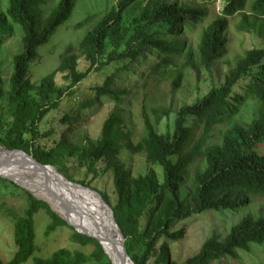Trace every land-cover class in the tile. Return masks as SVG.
Wrapping results in <instances>:
<instances>
[{
	"label": "trees",
	"instance_id": "trees-1",
	"mask_svg": "<svg viewBox=\"0 0 264 264\" xmlns=\"http://www.w3.org/2000/svg\"><path fill=\"white\" fill-rule=\"evenodd\" d=\"M76 1L59 0L48 17L42 19L40 7L46 4V0H8L5 13L0 15V34L6 31V21L9 20L20 28L23 46L22 53L13 57L7 91L3 89L0 76V101L5 99L14 106L10 123L5 124L0 117V128L4 132L0 146L9 151L22 150L38 163L53 167L58 166L64 153L77 156L86 173L96 175L97 163L100 160L110 163L112 155L125 147L127 139L123 108L130 100L133 89L122 85L118 78L140 81L142 75L134 73L136 71L131 66L135 59L142 57L143 52H150L143 61L147 64V77H155L162 72L173 78L172 91L180 89L184 75L179 71L172 74L169 67L173 59L184 51L185 43L180 38L191 30V25H197L205 14L158 0H119L117 6L79 43L80 52L88 63L84 72L77 69L78 56L73 54L72 47H68L53 73L38 83L30 84L29 67L38 57V48L46 45L57 28L70 18ZM221 1L220 17L209 24L199 37L198 64L205 68L226 54L224 32L229 18H241L242 23L246 24L244 30L248 31L252 25L248 24L247 14L264 17V0ZM132 7L140 12L131 23L125 24L126 15ZM150 28L162 30L149 31ZM2 45L3 40H0V49ZM107 46L109 53L105 51ZM183 55L186 60L184 67H191L199 75L191 51L187 50ZM114 62L119 65L117 70L106 75L102 85L93 89L100 101L113 104L112 111L102 124L96 146L70 149L62 139L56 148L47 151L35 148L39 124L43 119L50 112L58 110L64 100L73 98L75 87L92 72L103 73L104 68ZM57 73H66L65 78L69 83L64 89L55 84ZM118 82L121 85H116ZM249 100L257 101L262 108L258 117L246 122L237 117L247 107ZM93 105V98L83 99L68 113H63L58 123L65 130L75 127L78 113L92 112ZM152 114L159 122L160 114L167 115L168 112L152 110ZM141 116L144 136L133 151L144 154L150 165L159 166L162 179L159 180L153 169L132 179L122 166H115V201L112 203L106 194L98 193L112 209L125 239L126 252L134 264H145L149 257L153 258L152 264H177L170 260L168 242L183 238V228L174 230L179 221L204 212L236 214L248 205L245 196L264 194V47L246 51L235 61L221 86L212 88L194 104L181 107L176 113L172 133L158 134L145 107H142ZM189 118L193 121L190 126L186 124ZM197 127L201 129V134L194 138ZM218 128L221 131L218 141L203 150ZM198 158L203 160V169L189 179L186 172ZM57 171L68 180H73L64 166ZM1 181L25 192L27 204L21 213L6 209L5 216L13 223L16 250L9 261H0V264H26L31 258L33 264H111L96 240L76 231H73L71 240L83 246L93 245L91 254L61 249L49 258L34 257L35 217L38 214L44 213L48 218L47 236L62 227L74 229L46 202L36 199L12 182ZM78 184L89 187L84 182ZM142 219H145L144 225L141 224ZM160 240L157 248L156 243ZM262 244L264 216L247 214L222 241L211 236L196 255L182 264H212L224 258L235 259L238 251L249 252L251 245Z\"/></svg>",
	"mask_w": 264,
	"mask_h": 264
},
{
	"label": "rangeland",
	"instance_id": "rangeland-1",
	"mask_svg": "<svg viewBox=\"0 0 264 264\" xmlns=\"http://www.w3.org/2000/svg\"><path fill=\"white\" fill-rule=\"evenodd\" d=\"M119 0H78L75 3L70 18L57 28L49 42L38 48L37 59L30 64L28 79L30 84L38 83L44 77L53 73L60 64V57L68 47L74 49L73 54L78 56L77 69L84 72L88 67L83 55L79 49V43L84 36L91 31L103 17L117 6ZM147 1V0H145ZM162 3L173 4L181 9H193L205 14L197 25H191L192 28L186 32L181 39L185 43L184 52L190 50L193 55V61L198 65L199 75L191 67L185 66V57L180 54L173 59V64L169 67L172 74L179 71L184 77L181 88L172 91V77L166 74L147 77L144 60L151 54L143 52L142 57L133 61L131 66L134 73L142 75L140 81L127 77H119L118 80L124 86L133 89L130 93V100L123 108L125 116V132L127 139L124 148L112 155L110 163L106 160H100L96 165L97 174L86 173L85 167L80 163L77 156L63 154L59 159V169L64 166L67 173L72 176L74 183L84 182L89 188L106 194L110 201H115V189L113 185V169L115 166H122L123 170L129 172L130 178L145 175L149 169H153L159 180L162 179V170L159 166H152L145 160V155L133 151V147L143 138V118L142 107L146 108L158 134L166 135L172 133L174 129V120L176 113L183 106L194 104L198 99L205 96L212 88L223 84L225 75L233 68L235 61L241 58L244 53L252 48L264 47V17L256 18L248 15V24L251 28L245 29L246 24L242 23L241 18L233 17L227 20L224 36L227 40L226 54L219 61L213 62L209 68L200 66L197 47L201 32L213 21L220 17L222 7L221 0H158ZM8 0H0V15H3L7 9ZM59 0H46V4L40 7L42 19L50 14ZM140 12L137 8H131L126 15L125 24L131 23V20ZM191 24V23H190ZM162 30L161 28H150L149 31ZM8 31V32H6ZM6 31L0 34V40L3 45L0 49V76L3 82V89L7 91L9 79L12 74L13 57L21 54L23 46L21 42L22 33L19 27L6 21ZM181 32V31H179ZM181 34V33H180ZM110 52L109 46L105 50ZM151 64V62H149ZM117 63H112L104 68L103 73L92 72L87 79L75 87V96L64 100L58 110L50 112L39 124V136L34 143L35 148L50 150L56 148L58 143L64 139V143L70 149L85 148L96 146L101 131L102 124L113 109V104L109 101H100L93 90L96 86L102 85L106 75L115 72L118 68ZM66 73H57L55 84L64 89L68 85L65 78ZM130 79V80H129ZM144 84V85H143ZM116 85H121L119 82ZM142 86H145L142 88ZM132 95V96H131ZM86 98L94 99L92 112L80 111L78 121L75 127L65 130V127L58 123L63 113H68L71 108ZM13 105H9L5 99L0 101V117L5 124L11 122ZM262 106L255 100H249L247 107L241 110L239 117L242 121H250L258 117ZM152 110H161L168 112L167 115L160 114V121L157 122ZM192 118H189L187 125L192 124ZM220 128L215 131L214 138L209 141L203 150L212 146L219 139ZM201 129L196 128L194 138H198ZM4 135L0 128V138ZM26 138H30L26 136ZM109 165V166H108ZM203 169V160L198 158L187 170V177L192 179L194 174ZM1 180L8 179L1 178ZM0 180V261L5 263L9 261L16 248L13 240V223L9 217L5 216L7 208L14 209L20 213L25 209L27 201L26 194L23 191L10 187L6 182ZM13 183V182H12ZM14 184V183H13ZM17 186V185H16ZM20 188V187H19ZM28 192L25 189H22ZM30 193V192H28ZM91 193V192H90ZM87 193L94 197L100 204L98 196L93 193ZM31 194V193H30ZM32 195V194H31ZM248 205L242 208L236 214L219 215L213 212H204L188 220L177 223L174 230L184 229L183 238L169 243L170 260L177 264H182L186 259L196 255L202 244L211 236L218 237L221 241L229 233V230L238 224L241 218L247 214L252 216H264V194H251L245 196ZM53 211V210H52ZM55 212V211H53ZM56 213V212H55ZM57 214V213H56ZM61 218V217H60ZM62 219V218H61ZM64 220V219H63ZM65 221V220H64ZM67 222V221H66ZM68 223V222H67ZM145 219L141 220L144 225ZM48 218L44 213L35 217V245L34 257L49 258L53 253L61 249L70 252H81L89 255L94 250L91 244L80 245L71 240L73 231L76 229L69 223L74 230L62 227L50 235H45ZM160 241L156 243L158 248ZM153 258L149 257L145 264H152ZM26 264H33L32 258ZM95 264V263H90ZM212 264H264V244L251 245L249 252L238 251L236 258H224Z\"/></svg>",
	"mask_w": 264,
	"mask_h": 264
},
{
	"label": "bare ground",
	"instance_id": "bare-ground-1",
	"mask_svg": "<svg viewBox=\"0 0 264 264\" xmlns=\"http://www.w3.org/2000/svg\"><path fill=\"white\" fill-rule=\"evenodd\" d=\"M0 176L48 203L76 231L97 238L111 263L121 264L117 248L120 236L109 209L79 186L64 181L56 169L41 168L24 154L0 148Z\"/></svg>",
	"mask_w": 264,
	"mask_h": 264
},
{
	"label": "water",
	"instance_id": "water-1",
	"mask_svg": "<svg viewBox=\"0 0 264 264\" xmlns=\"http://www.w3.org/2000/svg\"><path fill=\"white\" fill-rule=\"evenodd\" d=\"M0 148H2L3 150H5L6 152H8V153H21V154H24V155H26V156H28L29 158H31L39 167H41V168H52V169H55V167H53V166H51V165H42V164H40V163H38L35 159H33L29 154H27V153H25L24 151H22V150H14V151H9V150H6V149H4L3 147H1L0 146ZM57 171V170H56ZM58 172V171H57ZM58 174L64 179V181H66L67 183H69V184H74V185H77V186H80V187H82V188H84V189H87V190H89V191H91V192H93L94 194H96L100 199H101V202H102V204L105 206V207H107L108 209H109V211H110V213H111V215H112V219H113V222H114V224H115V227H116V229L118 230V233H119V236H120V241L118 242V245H117V248H118V250H119V261H121L120 263L122 264V263H124V261H126L128 264H134L133 262H132V260L130 259V257H129V255L127 254V252H126V249H125V239H124V236H123V234L121 233V230H120V228L118 227V225H117V223H116V221H115V219H114V215H113V211H112V209L106 204V202L102 199V196H101V194H99L97 191H95V190H93V189H91V188H89V187H86V186H83V185H80V184H77V183H74V182H72V181H70V180H68L66 177H64L62 174H60L59 172H58ZM1 178H4V177H2V176H0ZM4 179H7V178H4ZM12 182V181H11ZM14 183V182H13ZM15 185H17L18 187H20V188H22L21 186H19L18 184H16V183H14ZM23 189V188H22ZM34 196V195H33ZM35 197V196H34ZM36 198V197H35ZM36 199H38V198H36ZM38 200H40V199H38ZM45 202V201H44ZM48 204V203H47ZM49 205V204H48ZM50 207V206H49ZM51 208V207H50ZM51 210H52V208H51ZM58 215V214H57ZM59 216V215H58ZM60 217V216H59ZM66 222V221H65ZM180 222V221H179ZM67 223V222H66ZM68 225H69V223H67ZM70 226V225H69ZM73 228V227H72ZM78 234H81V235H84L83 233H80V232H78V231H76ZM84 236H86V237H89V238H91V239H94V240H96L97 242H98V244L101 246V248H102V250H103V252H104V254L106 255V253H105V251H104V248L102 247V242H100L97 238H94V237H90V236H88V235H84ZM107 256V255H106ZM108 257V256H107ZM109 259V258H108ZM110 260V259H109ZM111 262V261H110ZM112 264V263H111Z\"/></svg>",
	"mask_w": 264,
	"mask_h": 264
},
{
	"label": "clouds",
	"instance_id": "clouds-1",
	"mask_svg": "<svg viewBox=\"0 0 264 264\" xmlns=\"http://www.w3.org/2000/svg\"><path fill=\"white\" fill-rule=\"evenodd\" d=\"M222 2V1H221ZM222 8V7H221Z\"/></svg>",
	"mask_w": 264,
	"mask_h": 264
}]
</instances>
